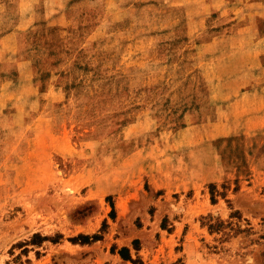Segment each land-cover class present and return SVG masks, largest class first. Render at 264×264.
Masks as SVG:
<instances>
[{"label":"rangeland","instance_id":"1","mask_svg":"<svg viewBox=\"0 0 264 264\" xmlns=\"http://www.w3.org/2000/svg\"><path fill=\"white\" fill-rule=\"evenodd\" d=\"M159 1L0 0V264H264V69Z\"/></svg>","mask_w":264,"mask_h":264},{"label":"crops","instance_id":"2","mask_svg":"<svg viewBox=\"0 0 264 264\" xmlns=\"http://www.w3.org/2000/svg\"><path fill=\"white\" fill-rule=\"evenodd\" d=\"M214 1V0H213ZM216 1V0H215ZM217 7L213 5L212 0H162V4L169 7H174L176 10L181 9L183 12L185 11L183 20L185 16L187 17L186 24L190 32L193 30H198L195 33V36L204 31L207 28V19L209 16L213 15L214 11H219L220 16H225L230 18V20L236 21V23L241 22L235 30L232 31H219L215 32L211 38L208 40H201L195 42L198 51L202 52V48H205L207 52H211L212 54L216 50V52L220 54H213L208 60L205 62L206 64H210L215 59L217 62L223 64L224 69H232V72L243 71L247 69H264L263 63L261 61V55L264 54V32H258V23L257 21L262 20L264 16V3L261 0H217ZM161 0L159 1V3ZM144 5L154 3V0H142ZM200 6H207L211 13L206 14L201 18L200 13L197 14L196 8ZM249 10V12H247ZM188 13V15H187ZM228 19H226L227 21ZM197 26V27H196ZM193 35V34H192ZM188 36H191L188 33ZM222 38H230L232 43L230 46H226L225 48H215L213 45L218 39ZM218 50V51H217ZM237 74L230 75L232 85L236 86H246V79H242V75L240 72H236ZM244 80V81H243ZM249 90L242 91L240 88V92H236L237 96L242 93V96L247 93ZM234 97L230 100V106H234L238 102H240L242 96L240 98ZM258 115H254L251 117H257Z\"/></svg>","mask_w":264,"mask_h":264},{"label":"trees","instance_id":"3","mask_svg":"<svg viewBox=\"0 0 264 264\" xmlns=\"http://www.w3.org/2000/svg\"><path fill=\"white\" fill-rule=\"evenodd\" d=\"M123 250H126V248H123V249H122V255H124Z\"/></svg>","mask_w":264,"mask_h":264}]
</instances>
